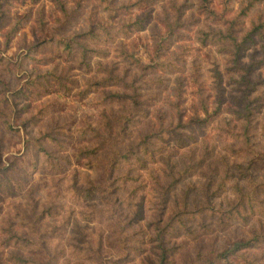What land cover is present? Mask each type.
<instances>
[{
    "label": "rangeland",
    "instance_id": "rangeland-1",
    "mask_svg": "<svg viewBox=\"0 0 264 264\" xmlns=\"http://www.w3.org/2000/svg\"><path fill=\"white\" fill-rule=\"evenodd\" d=\"M247 1L210 0L223 14L218 17L205 12L201 0H0V78L8 90H24L14 96L0 85V167L15 168L9 173L15 177L18 173L23 183L20 191L14 183L16 196L14 189V195L0 199V264H15L16 249L32 252V264H154L158 248L150 241L157 240V233H165L169 246L166 264H183L194 259L198 251L221 249L232 240L248 237L251 229L264 232V187L258 192L260 200L246 206V221L221 226L209 219L211 231L200 226L194 229L201 240L184 230L178 235L177 228L173 229L177 210L190 209V199L205 204L200 194L209 187L225 182L208 197L216 206L234 198L231 180L237 174L243 178V170L246 173L239 182H244L245 191L249 187L245 179L251 173L256 181L264 182V161H250L251 150L264 148V39L256 38L240 50L238 62L253 65L246 76L249 81L241 83L231 80L239 78L231 53L220 43L205 44L200 39L201 30L226 31L228 21L224 19H231ZM256 13L264 14V0L249 7L243 17L247 25ZM14 22L15 30L9 34ZM88 30L96 34L94 39L85 33ZM62 36L75 37L70 50H63L57 41ZM84 46L88 49L82 57ZM216 60L223 83L213 76ZM124 94H128L127 102L137 100V107L145 113L136 112L135 134L124 144L136 143L145 133L167 140L163 147L156 141L150 145L157 160L147 162L149 172L146 169L141 176L143 169L134 160L120 164L114 175L127 170L136 178L117 189L113 184H122L118 178L114 182L110 178L109 183L101 179L104 155L90 168L81 159L77 162L72 158L60 169L33 151L30 144L36 130L54 129V135L64 140L62 150L54 145L59 147L58 153H71L73 143L79 140V126L91 120L99 125V132L86 127L84 138L99 140L104 145L102 152L107 153L117 118L131 103L120 97ZM247 102L252 108L249 115ZM178 109H182V124L196 115L194 112L200 117L207 115V121L190 128L180 126ZM239 111L247 114L246 133ZM169 127L184 132L181 145L176 146L177 134H170ZM230 130L243 133L241 139L230 136ZM228 146L232 151H227ZM205 148V156L199 157ZM170 151L166 160L162 155ZM33 158L36 167L30 169ZM185 166L192 169L179 181L187 191L183 198L177 189V170ZM187 180L193 183L185 185ZM87 181L105 184V191L93 190L89 197L72 195L71 184ZM35 182L39 189L33 195L38 198L34 211L47 207L51 200L59 205L53 215L42 218L37 228L30 230L21 220L28 222L33 216L25 192ZM131 184L137 185L131 196H142L140 204L109 200V196L124 199L129 193L125 188ZM118 217L127 225L115 229ZM9 223L20 232H28L33 243L20 248L14 236L2 243L9 234ZM86 243L92 249L100 245L102 257L95 260L85 254L81 246ZM229 260L232 264H246L247 260L264 264V237Z\"/></svg>",
    "mask_w": 264,
    "mask_h": 264
},
{
    "label": "trees",
    "instance_id": "trees-1",
    "mask_svg": "<svg viewBox=\"0 0 264 264\" xmlns=\"http://www.w3.org/2000/svg\"><path fill=\"white\" fill-rule=\"evenodd\" d=\"M257 1L258 0H248L247 2L243 3L239 11H237L231 19L229 20L224 19L225 21H228L226 31L221 30V29H218V31L201 30L200 39L204 41L205 44H207L208 41L213 42V43L214 42L220 43L221 46H224L225 49L231 53L232 61L234 65L238 66L239 68L238 70L239 78L232 77L231 80L233 82L234 81L239 82V83L245 82V81L248 82L249 79H247L246 76L250 73V69L253 66L252 64L244 65V64H241V62H238V58L241 54L240 50L246 47L247 43H253L256 40V38L264 39V14L262 15L261 13L259 14L256 13V16L254 17V19L250 20L249 25L245 23V19L243 18L247 15L249 7L255 5ZM59 3L61 6V9L65 12L66 9L64 7V4L62 2H59ZM226 6L227 4L223 5L224 8ZM200 7L205 12L213 16L223 17V14L221 12L220 13L217 12L210 5V0H201ZM2 10L3 8L0 4V11ZM135 22H137L136 25L139 24V26H141L140 20H136ZM135 22H133V24H135ZM241 24L242 25L244 24V26H240ZM13 30H15V22L8 29V33L10 34L11 32H13ZM85 33L89 36V38L94 39L96 36V34L94 32H91V30L86 31ZM57 41L62 44L63 50L65 49L70 50L72 48L71 43L76 40H75V37L62 36V37H59ZM87 49L88 48L86 46L83 47V52L81 53L82 57H85ZM219 73H220V70L218 68V61L216 60L215 74H213V76H214V79L223 83V80H221L222 77ZM41 75L43 76V74ZM45 75L46 73H44V76ZM0 85L1 87L9 91L8 93L14 94V96H15V93L19 95L20 93H23L24 91L21 87L17 88L16 90L15 89L8 90L9 88L7 87L6 81L3 80L2 78H0ZM252 89L253 90L255 89L254 86L252 87ZM133 94H136V92H133ZM127 96L128 94H124L123 96H120V97H122L128 104L131 101L127 102ZM129 98L131 100L133 96L131 95L129 96ZM249 101L250 99L248 100V102ZM248 102L246 103L245 106L247 107L246 113L249 115L252 112V108L250 109V107L248 106ZM143 111L144 110H140L137 107V100L135 99L130 103V105H127L124 108L123 112L119 114V118H117L118 122L116 124L117 125L116 129L112 130L114 132L113 138L108 139V141L110 142V145H109V151L107 153L102 152V149H103L102 146L104 145H102L99 140L92 141V140H88V138H84L86 134L85 132L86 127H89V130L93 133L99 132L96 127L98 124L93 123L91 120H87L85 122L86 125L83 124L82 126H79V130H80V134L78 135L79 140H77L78 142L73 143V146H72L73 149L71 153L70 152H65L64 154L58 153L59 147H55L54 145H59L60 149L62 150L61 146H62V143H64V140L60 139L57 135H54L55 133L53 132L54 129L44 131V132H42L41 130H36L37 135L33 136V138L31 139L30 145H33V151L35 153L40 152L44 156L45 161H49V164L51 166H57L60 169H63L67 165L65 163L66 161L71 162V160H73L72 158H75L77 162L82 160L81 163L85 165L86 168H90L95 162L98 163L100 155L101 156L104 155L105 160L104 162H102V167H101L102 171L100 173L101 179L103 181L108 182L110 178H113L112 181L115 180V178L116 179L118 178L119 180L122 181V184H113L115 185L113 187H117V189L119 187L123 188L125 185H127L126 183H128L129 179H133L136 177L135 176L132 177V175H129L127 170L122 171V173H117L114 175V170L119 168L121 166L120 164L127 162V161L134 160L135 162L138 163L139 167L143 169V170H140V175L142 176L144 173H147L146 169L148 172L151 169V168H147L148 167L147 162H154L157 160L155 158L156 152L152 148H150V145L153 144V141H156V143H162L161 146L163 147L164 145L163 142H167V140L163 139L162 136H158L153 133H150V134L145 133L142 136H140L139 140L136 143L124 144L125 143L124 141L127 140V138L132 139L133 137L132 134H135V132H133L132 130V127L134 126L135 122H138L136 118L137 114H139L138 112L145 115ZM181 113H182V109H178L177 110V121L180 123L178 124L180 126H186L187 128H190L192 126L203 125V123H206L207 121V115L204 117H200V116H197L198 114L194 112V114L196 115L190 116L189 119L185 122L186 124L185 125V124H182L183 117ZM246 113H241V111L238 112L239 116L242 115L241 122L244 123L245 125V133H246V124H248L249 122L247 121L248 118H247ZM243 120H245V122H243ZM249 120H250V117H249ZM9 128H12V126L9 125ZM169 129L170 131L168 132L170 134L174 132L177 134L175 135V140H176L175 142L177 143L176 146L181 145L180 139L184 138L183 137L184 132L177 130L178 128L176 129V127H169ZM108 132L109 130L106 131V134ZM229 133H230V136L234 138H239V139H241L240 137L243 135V133L237 132L234 130L232 131L230 130ZM261 135L264 140V131L262 132ZM135 136H137V134ZM205 136L203 138V141L204 140L206 141ZM99 137H105V134L99 133ZM188 151H190V149ZM227 151H232L231 149H229V146L227 147ZM205 152H206V148L204 150H201L199 157L202 158L203 156H205L204 155ZM170 154H171V151L167 152L166 154H163L162 156L167 160ZM250 156H251L250 161L257 162L260 164L263 163L262 161H264V148L261 150H251ZM62 160L64 161L63 164H62ZM31 162H32V167L30 169H34L36 167L35 164L37 163L36 158H33ZM246 167L248 166H245L244 169H246ZM191 169H192V166H185L184 168L182 167V169L177 170V189L183 192V198L186 196L187 191L185 190V186H182L181 184H179V181L182 178H184L190 172ZM248 170H250L249 167H248ZM12 171L14 172L15 168L13 167L1 168L0 167V192H1L0 199L1 197L7 196V195H10V196L14 195V189H15V196H16V188H14V183H15V187L17 186L19 187V191L22 190L23 183L21 182V180L17 178L18 173H16L17 177H15L14 173L12 175L9 173ZM244 173H246L245 170H243L240 173L243 178H244ZM157 176H159V174H157ZM239 178L240 176L237 174V177L231 180L232 182H234L233 191L235 192V196L232 200L229 199L225 204L216 205V206L211 205L210 200L208 198L213 193L215 195L214 189L224 185L225 182L222 181L212 188L209 187L208 189L205 190V192L200 194V199L202 203H205V204H195L194 203L195 201H193V199H190V201H192L190 209L177 210L176 212L177 214L175 215V218L173 220L175 222L177 221L176 222L177 225L173 226V229L177 228V234L178 235L181 234L182 231L184 230L189 234H193L195 238H200L201 240L203 238H201L199 236V233L195 232L194 229L200 226L201 230L205 229V230L211 231L213 228L209 226V223H208L209 219L216 220L217 223L221 226L225 225L226 222L246 221L247 213H245L244 210L246 209L247 205H252L257 200H260L258 198V192L260 191L262 187H264V182L256 181L253 178V174L251 173L248 176H246L245 181L247 183V186L249 185V187L247 191H245L243 189L245 186L244 182H239ZM243 178H240V179H243ZM90 181H87L85 183H79V184L78 183L71 184L70 186H73V190L71 192L72 195L89 197L91 193L94 192L93 190H95V193H102L103 191H105L104 190L106 187L105 184L93 183ZM187 181L188 182H185V185H190L191 183H193L191 180H187ZM197 183H199V181ZM38 186L39 184L35 182L33 186L25 192L27 195V198L31 200V202L30 203L28 202V203H29V208L31 209L33 216L28 220V222L23 221V220H21V222L27 225V227L30 230L36 229L38 224H40V220L42 218L49 217V215L50 216L53 215L58 210L57 207L59 205L58 202L51 200L47 207L42 206L41 209H39L38 211H34V207L37 206L38 198L34 199L33 195L38 191L39 189ZM136 187L137 185L131 184L127 189L125 188V192H129V193H127L124 199L123 197L122 199H120V198H117V196H109V200L112 201V203L114 204H121V203H125L127 205H131L133 203L140 204V202L142 201L141 200L142 196L140 197L131 196V192L135 190ZM110 189L108 188V191L112 193L113 190H110ZM122 195L124 194H121V196ZM105 196L106 195H101V198L106 199ZM225 198L227 197L225 196ZM19 206L20 204H18V206L15 205V208L19 209ZM1 210L2 208H0V211ZM66 217L67 216H65V219ZM63 222H65V220H63ZM114 224H115V229H116L117 226H120V227L126 226L127 222L124 221V219L122 220L120 217H118L117 219H115ZM6 230L9 231V234L4 240H2V243H6L7 239L9 240V238H13L12 236L15 237V242L16 240H19L21 242V243L19 241L16 242L15 245H18V246L21 245L23 247H28V244L29 243L31 244L34 241L33 239L30 238L28 232H20L17 228H14L13 225H11V223L8 224V227L6 228ZM155 236L157 237V240L155 241L153 239L154 241L152 240L150 241L152 246L158 248L154 264H166L168 263L167 261L169 260L168 258L169 257L168 255L169 246L165 238V233L164 234L157 233L155 234ZM206 237L208 238V236L204 235V238ZM263 237H264V232H261L256 229H251L248 237L232 240L228 243L227 246L221 249L211 248V249H208L207 251H201V252L198 251L194 259H191L189 263H183V264H212L213 262H216V260L218 262L221 260L223 261L227 260L225 264L226 263L232 264L229 260L232 258V256H236L237 252L241 249L251 247L259 240H262ZM85 245H86L85 247L81 246V248L83 247L82 251L85 254L90 255V257L95 260L100 259L102 257V254L104 252L100 245H97L96 248H93V249L88 243H86ZM16 250L18 251H15V260H14L15 264H20V263L24 264L26 262L32 264L33 261L35 260L30 254L32 252L30 251L24 252V251H21L20 249H16ZM49 256L50 258L53 257L52 255H49ZM246 262H247L246 264H257L256 262H253L251 260H247Z\"/></svg>",
    "mask_w": 264,
    "mask_h": 264
}]
</instances>
